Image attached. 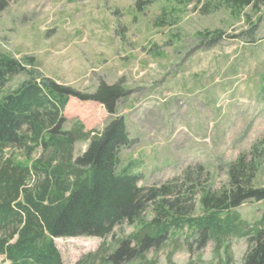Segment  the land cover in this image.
Here are the masks:
<instances>
[{"label": "rangeland", "instance_id": "obj_1", "mask_svg": "<svg viewBox=\"0 0 264 264\" xmlns=\"http://www.w3.org/2000/svg\"><path fill=\"white\" fill-rule=\"evenodd\" d=\"M205 4L0 0V55L22 62L34 58L40 73L76 91L93 92L101 82L124 84L128 96L117 115L126 120L133 145L121 150L120 169L139 162L136 174L143 187L181 179L186 197L195 185L188 219L203 215L202 193L228 189L229 168L240 157L256 160L257 186L264 185V6L236 19L225 10L207 14ZM217 31L222 39L212 36ZM206 32L211 35L203 38ZM27 80L14 77L6 90ZM65 118L68 129L79 122L93 132L110 120L101 105L76 99ZM86 146L77 144V152ZM187 172L196 182H186ZM151 211L144 215L147 223ZM235 213L251 228L262 218L264 202H248ZM138 229L124 225L106 240L57 239L55 244L64 264H78L101 250L112 252ZM197 236L186 227L169 233L158 249L147 252L145 264H225L226 245L232 264H243L247 239L232 235L217 253L214 241L198 250ZM101 257L94 264H102ZM0 264L8 263L0 257Z\"/></svg>", "mask_w": 264, "mask_h": 264}, {"label": "trees", "instance_id": "obj_2", "mask_svg": "<svg viewBox=\"0 0 264 264\" xmlns=\"http://www.w3.org/2000/svg\"><path fill=\"white\" fill-rule=\"evenodd\" d=\"M192 1L173 0L180 6ZM205 1L203 12L225 10L236 19L247 9L260 12L264 6V0ZM212 36L222 39L224 34L217 31ZM17 76L28 80L16 90H6ZM0 92V257L5 262L64 264L55 240H106L117 228L135 225L138 232L120 240L112 252L98 253L102 264H145L147 252L185 227L198 233L200 251L214 241L219 253L232 235L247 239L243 264H264V213L251 228L233 214L248 202H264L256 160L240 157L232 163L228 189L202 193L203 215L188 219L187 201L195 185L186 197L180 192L181 179L143 187L136 174L139 162L120 169L121 150L133 145L126 120L117 115L119 103L128 96L124 84L101 82L93 92L76 91L40 73L34 58L22 62L0 55ZM72 99L101 105L109 123L101 132L87 131L79 122L68 129L65 111ZM77 144H86L85 151L78 153ZM194 176L187 172L184 179L193 184ZM151 209L153 217L147 223L143 218ZM224 247L225 264H232L230 246Z\"/></svg>", "mask_w": 264, "mask_h": 264}, {"label": "crops", "instance_id": "obj_3", "mask_svg": "<svg viewBox=\"0 0 264 264\" xmlns=\"http://www.w3.org/2000/svg\"><path fill=\"white\" fill-rule=\"evenodd\" d=\"M85 129H88V128L85 127Z\"/></svg>", "mask_w": 264, "mask_h": 264}]
</instances>
